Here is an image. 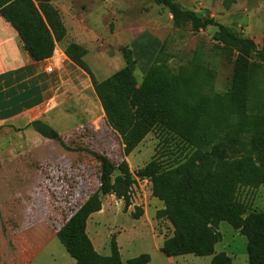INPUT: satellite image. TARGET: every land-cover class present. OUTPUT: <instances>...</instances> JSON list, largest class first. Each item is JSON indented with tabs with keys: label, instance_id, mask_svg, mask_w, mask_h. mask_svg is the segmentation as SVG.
I'll use <instances>...</instances> for the list:
<instances>
[{
	"label": "rangeland",
	"instance_id": "rangeland-1",
	"mask_svg": "<svg viewBox=\"0 0 264 264\" xmlns=\"http://www.w3.org/2000/svg\"><path fill=\"white\" fill-rule=\"evenodd\" d=\"M73 1L81 16L99 21L96 27L99 32L114 31L119 23L115 18L120 16L125 27L132 24L135 34L143 29L156 33L163 45L153 66L189 101L213 99L229 91L235 56L228 55L223 44L214 39L215 26L195 30L190 22L177 23L169 9L155 0ZM175 1L181 8H190L203 18L213 17L254 39L259 49L264 45V0H237L230 5L223 0ZM86 60L95 67L90 57ZM252 61L256 98L250 106L261 115L264 52L256 54ZM136 76L140 77V72ZM99 117L98 129L86 124L63 136L72 149L34 130L36 133L0 129V264H75L56 234L99 189L101 163L93 152L107 155L115 164L126 159L135 178L129 202L115 193L102 195V209L88 218L87 232L99 253L111 254V242L116 240L123 260L148 253L151 256L148 264H210L213 255L170 258L160 250L174 229L167 219L156 216L164 204L153 195L151 181L136 175L152 159H157L164 168L177 166L189 158L194 148L157 127L126 156L120 136L106 119ZM253 138L250 133L229 140L230 156L256 157L259 150ZM118 174L116 171L113 178ZM236 197L247 204L249 211H264V185L240 186ZM139 207L143 214L136 218L134 213ZM219 230L223 239L217 243L215 253L224 251L234 263L248 264L247 237L226 221L220 223Z\"/></svg>",
	"mask_w": 264,
	"mask_h": 264
},
{
	"label": "trees",
	"instance_id": "trees-1",
	"mask_svg": "<svg viewBox=\"0 0 264 264\" xmlns=\"http://www.w3.org/2000/svg\"><path fill=\"white\" fill-rule=\"evenodd\" d=\"M227 5L237 0H223ZM167 7L177 23L190 22L195 30L215 26L214 39L223 44L228 55L234 54L229 91L213 99L191 102L180 90L169 84L167 77L156 71L152 60L142 80L135 75L137 57L130 47H122L126 66L108 78L98 81L83 57L87 50L76 43L67 49L68 57L91 77L105 119L121 138L123 152L131 154L157 127L171 132L194 148L184 162L164 168L152 159L136 175L148 178L152 193L163 202L156 216L167 219L174 232L164 239L160 250L167 257L194 254L213 255L210 264H236L222 251L215 253L223 239L219 230L228 222L247 237L248 264H264V211L248 210L237 199L240 186L264 185V114L253 111V57L264 52L254 39L245 37L213 17H201L190 8H181L175 0H155ZM0 14L19 32L25 49L37 61L50 58L56 42L66 35L59 10L50 0H0ZM159 46V49L162 47ZM43 137L58 141L66 149L60 133L48 123L35 120L30 124ZM254 134L256 157L230 156L227 144L243 134ZM101 163L99 189L74 212L56 236L75 264H148V253L123 260L116 240L111 254L99 253L87 232L90 215L102 209V195L115 193L129 202V191L135 182L126 159L115 164L101 153L93 152ZM119 174L113 178V174ZM128 205V203L126 204ZM143 214L138 208L136 218Z\"/></svg>",
	"mask_w": 264,
	"mask_h": 264
},
{
	"label": "crops",
	"instance_id": "crops-1",
	"mask_svg": "<svg viewBox=\"0 0 264 264\" xmlns=\"http://www.w3.org/2000/svg\"><path fill=\"white\" fill-rule=\"evenodd\" d=\"M50 2L59 10L67 32L45 60L31 57L19 32L0 14V129L34 132L30 124L35 120L48 123L62 137L86 124L98 129V116L105 119L103 107L90 75L68 57L67 47L76 43L87 50L83 59L98 81L126 66L121 49L130 47L138 60L135 75L140 72V81L162 44L149 29L135 34L132 24L125 27L120 16L115 18L119 23L114 31L99 32V21L81 16L73 0ZM88 57L95 67L86 60ZM104 74L106 77H101Z\"/></svg>",
	"mask_w": 264,
	"mask_h": 264
},
{
	"label": "built area",
	"instance_id": "built-area-1",
	"mask_svg": "<svg viewBox=\"0 0 264 264\" xmlns=\"http://www.w3.org/2000/svg\"><path fill=\"white\" fill-rule=\"evenodd\" d=\"M47 71L51 72L52 71V67L47 68Z\"/></svg>",
	"mask_w": 264,
	"mask_h": 264
}]
</instances>
